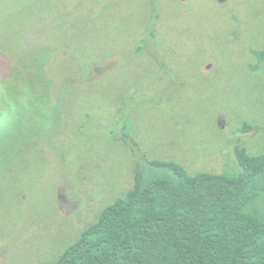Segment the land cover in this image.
Returning <instances> with one entry per match:
<instances>
[{
  "label": "rangeland",
  "instance_id": "1",
  "mask_svg": "<svg viewBox=\"0 0 264 264\" xmlns=\"http://www.w3.org/2000/svg\"><path fill=\"white\" fill-rule=\"evenodd\" d=\"M41 39L46 71L82 84L0 167V264L58 260L146 156L233 173L238 146L264 153V0H0V51Z\"/></svg>",
  "mask_w": 264,
  "mask_h": 264
},
{
  "label": "trees",
  "instance_id": "2",
  "mask_svg": "<svg viewBox=\"0 0 264 264\" xmlns=\"http://www.w3.org/2000/svg\"><path fill=\"white\" fill-rule=\"evenodd\" d=\"M155 7L147 33L154 45L159 18ZM11 43L8 40L0 51V167L13 161L20 147H33L30 139L21 140L22 133H34L35 119L59 111L65 90L82 84L72 76L63 85L60 77L46 71L45 40ZM254 53L259 62L254 67L259 69L264 50ZM252 127L246 123L242 129ZM123 129L126 141L136 144L126 124ZM235 156L239 167L233 173H191L176 161L146 156L131 188L58 260L37 264H264V209L259 206L264 153L238 146ZM147 166L160 172L148 174Z\"/></svg>",
  "mask_w": 264,
  "mask_h": 264
}]
</instances>
